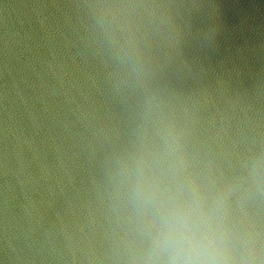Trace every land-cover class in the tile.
Returning a JSON list of instances; mask_svg holds the SVG:
<instances>
[{"label":"water","instance_id":"1","mask_svg":"<svg viewBox=\"0 0 264 264\" xmlns=\"http://www.w3.org/2000/svg\"><path fill=\"white\" fill-rule=\"evenodd\" d=\"M158 117L264 264V0H0V264H128L116 173Z\"/></svg>","mask_w":264,"mask_h":264},{"label":"clouds","instance_id":"2","mask_svg":"<svg viewBox=\"0 0 264 264\" xmlns=\"http://www.w3.org/2000/svg\"><path fill=\"white\" fill-rule=\"evenodd\" d=\"M119 49L138 77L135 37L129 33ZM153 117L149 101L145 125ZM154 127L155 142L145 126L116 173L117 195H123L142 245L130 250L128 264H257L254 238L233 213L235 189L204 185L190 171L178 130L163 117Z\"/></svg>","mask_w":264,"mask_h":264}]
</instances>
